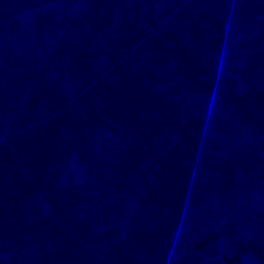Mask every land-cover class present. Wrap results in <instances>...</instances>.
<instances>
[{"label":"rangeland","instance_id":"374dc122","mask_svg":"<svg viewBox=\"0 0 264 264\" xmlns=\"http://www.w3.org/2000/svg\"><path fill=\"white\" fill-rule=\"evenodd\" d=\"M0 264H264V0H0Z\"/></svg>","mask_w":264,"mask_h":264}]
</instances>
